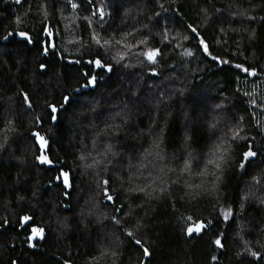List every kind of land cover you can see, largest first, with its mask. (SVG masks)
<instances>
[{
    "label": "trees",
    "instance_id": "16d2710c",
    "mask_svg": "<svg viewBox=\"0 0 264 264\" xmlns=\"http://www.w3.org/2000/svg\"><path fill=\"white\" fill-rule=\"evenodd\" d=\"M262 201L264 0H0V264H264Z\"/></svg>",
    "mask_w": 264,
    "mask_h": 264
},
{
    "label": "snow or ice",
    "instance_id": "6c2138e0",
    "mask_svg": "<svg viewBox=\"0 0 264 264\" xmlns=\"http://www.w3.org/2000/svg\"><path fill=\"white\" fill-rule=\"evenodd\" d=\"M15 2L16 3H20L21 0H15ZM89 3H91V0H89ZM72 6H73V8L79 7V5H77L75 3H73ZM96 14H97L96 12H93V15H96ZM105 15H106V13H105L104 9H99L100 18L103 19V17ZM15 22L16 23H20V18L17 17ZM43 31H45L49 37H51L53 35V33L47 28L43 29ZM192 31L195 32L196 29H192ZM11 35H13V33L9 32L8 35H6L4 37V39L7 40L8 37L11 36ZM18 35L20 37H22L25 41H27V43H29V44L33 43V40L31 38V36H29L26 32L21 31V32L18 33ZM187 38L188 37H185V39H187ZM93 39L96 41V43L98 45H101V47H103L105 44L109 43V41L105 40V41H103V44H102L101 40L98 37H96V36H94ZM117 43H119V41H117ZM143 43H146V41H140V44H143ZM199 44L203 45V51L205 53L211 55V53L209 52V49H208V45L204 43L203 39L199 40ZM138 46H139V44L132 45V47H138ZM53 47H54V45H53ZM125 47L128 48L129 45H125ZM44 52H45V54H47V52H48V48L47 47L44 48ZM188 54L189 55H193L192 52H189ZM140 55L143 56L150 64L155 65V64H157V57L160 56L161 53H160L159 49H148L147 51L141 52ZM124 58H125L124 54H120V59L123 60ZM212 59L213 60H218L219 58L217 56H212ZM221 62L222 63H229L228 61H221ZM77 63H79V61H77ZM87 63L90 64V65H94L98 69H105L108 73L112 72V66L110 64L106 65V64L102 63V61L99 58H96L94 60H89V61H87ZM125 66L127 67L128 65H125ZM235 67L237 69H240L241 71H243L245 73H248L251 76L257 75L255 69H252L251 71H249V69L247 67H244L242 64H235ZM45 68H46V65H44V64L40 65V69L41 70H43ZM152 74L153 75H157L158 73L153 72ZM84 76L88 77V80H87V83L82 85V87H84V88H89V87L95 88L96 84H97V75L89 76V74L87 72H85ZM101 79H102V77H101ZM77 91H79V89H77ZM23 99H24L25 102L28 103V107L31 108L32 105H31V102L29 101V97L27 96V94H24ZM70 99H71L70 97L64 96L63 100H62V103H61V108H64L65 105H68L69 102H70ZM49 107L51 108V112L53 113L52 120L55 122L57 120V118H58L56 113H58L59 109L55 105H49ZM37 122L38 123L40 122L39 121V117H37ZM212 126L215 127V125H212ZM32 135H33V137L36 138V143L39 145V151H40V154L37 155L35 157V159L40 164L49 165V166L53 165L54 161L47 154H45V150L48 148L49 141L45 138V136L41 135V133L39 131L33 132ZM239 136H240V132L239 131H234L232 139L235 140ZM240 138L243 139V137H240ZM111 147H112L111 145L108 146L109 151L111 150ZM219 147L223 148V145H221ZM113 155H115V153H113ZM256 156H257V153L255 151H253L251 149V147H249L247 151H244L243 154H242L241 163L239 165L240 169H244L245 168V164L249 163L252 160V158H255ZM80 159L83 160L84 157L81 156ZM220 159L224 160V156H221ZM94 163H99V162L95 161ZM87 167H93V164H89V165H87ZM186 167H187V165H186ZM216 167L219 168L220 165L217 164ZM61 177L63 178L64 186L65 187H70L71 185L69 184V173L66 172V171H61L60 175L56 179L59 180V179H61ZM257 182H259V181H257ZM100 183L104 186L103 187V193H104V196L106 197V199L108 201L114 202L115 198L112 195L109 194V190H108V187H107L109 185V180L104 179ZM141 191H144V189H141ZM262 202H264V201H262ZM117 210H119V209H117ZM230 214H231V210H229L227 212H224V219L227 220L229 218ZM22 219L24 220L25 223H27L32 218L29 217V216H25ZM113 219H115V218H113ZM189 219H191V218H189ZM116 223H119V221L116 220ZM209 223H211V222H209ZM204 227H205L204 223L201 222L200 225L198 227H196L195 229L189 228L188 229V234L191 235L194 230L197 233H199ZM32 232L38 234L40 236V238L43 239V229H39L38 230L36 228H33ZM127 235L129 237H131V236H133V233L132 232H128ZM32 238H35V237H30V239H32ZM135 243L137 245H140L141 241L139 239H136ZM214 243L220 248L224 247V244L222 243L221 239H219V238H217L214 241ZM143 252H144L145 255H149L150 254L147 248H143ZM250 254L252 256H254V257L259 258V254L256 253V252H251ZM215 259H216V257H213V260H215ZM66 264H67V262H66Z\"/></svg>",
    "mask_w": 264,
    "mask_h": 264
},
{
    "label": "flooded vegetation",
    "instance_id": "af4514ba",
    "mask_svg": "<svg viewBox=\"0 0 264 264\" xmlns=\"http://www.w3.org/2000/svg\"><path fill=\"white\" fill-rule=\"evenodd\" d=\"M52 32V31H51ZM19 33V32H18ZM28 34V33H27ZM29 36H31L30 34H28ZM45 36H48L47 35V33L45 32ZM53 37H54V35H52L51 37H50V39L52 40L53 39ZM31 38L33 39V37L31 36ZM34 239L31 241V245L33 246L36 242H38V241H42L43 239H41L40 238V236L38 235V234H36L35 233V235H34ZM44 238V237H43Z\"/></svg>",
    "mask_w": 264,
    "mask_h": 264
},
{
    "label": "water",
    "instance_id": "95a60500",
    "mask_svg": "<svg viewBox=\"0 0 264 264\" xmlns=\"http://www.w3.org/2000/svg\"><path fill=\"white\" fill-rule=\"evenodd\" d=\"M89 1V0H88ZM19 36V35H18ZM19 39L20 40H24L22 37H20L19 36ZM97 70H99L98 68H96ZM96 88V87H95ZM95 88H92V87H89V88H82V91H88V90H90V89H95ZM81 91L79 90V91H77V93H80ZM32 137H33V135H32ZM33 138H35V137H33ZM36 139V138H35ZM38 145V144H37ZM39 146V145H38ZM48 149V148H47ZM47 149L45 150V152L47 151ZM205 228V227H204ZM203 228V229H204ZM203 229L199 232V233H202L203 232Z\"/></svg>",
    "mask_w": 264,
    "mask_h": 264
},
{
    "label": "rangeland",
    "instance_id": "374dc122",
    "mask_svg": "<svg viewBox=\"0 0 264 264\" xmlns=\"http://www.w3.org/2000/svg\"><path fill=\"white\" fill-rule=\"evenodd\" d=\"M184 55H187V51L184 52ZM183 56V55H182ZM185 57V56H184Z\"/></svg>",
    "mask_w": 264,
    "mask_h": 264
}]
</instances>
